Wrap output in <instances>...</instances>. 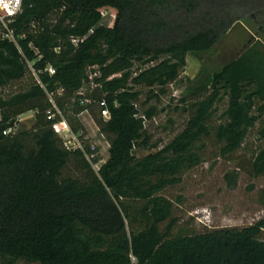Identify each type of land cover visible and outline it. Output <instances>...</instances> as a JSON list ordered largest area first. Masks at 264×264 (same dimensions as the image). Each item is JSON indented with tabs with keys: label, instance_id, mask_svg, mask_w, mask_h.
<instances>
[{
	"label": "trees",
	"instance_id": "16d2710c",
	"mask_svg": "<svg viewBox=\"0 0 264 264\" xmlns=\"http://www.w3.org/2000/svg\"><path fill=\"white\" fill-rule=\"evenodd\" d=\"M104 7L116 11L111 26ZM262 10L264 0H23L5 19L16 42L0 31V264H264V217L174 233L173 203L162 194L206 160L207 141L225 157L253 130L260 144L244 168L264 174L258 71L237 59L191 90L184 128L160 148L145 129L154 109L139 103L142 89L146 101L166 93L188 53L210 50ZM29 111V129L4 133ZM85 111L109 145L98 170ZM62 119L82 148L64 146L52 128ZM68 164L79 177L61 176Z\"/></svg>",
	"mask_w": 264,
	"mask_h": 264
},
{
	"label": "rangeland",
	"instance_id": "374dc122",
	"mask_svg": "<svg viewBox=\"0 0 264 264\" xmlns=\"http://www.w3.org/2000/svg\"><path fill=\"white\" fill-rule=\"evenodd\" d=\"M100 11L104 21L111 26L116 11L111 7ZM237 59L251 64L264 81V10L235 22L210 50L188 53L185 66L176 80L170 83L166 93L146 101L148 90L142 89L139 100L141 111L154 109L152 117L145 123L150 142L160 148L179 133L188 118L182 110V99L193 100L191 90L207 84L215 72ZM220 107H223L222 104ZM34 115V111H29L18 116L11 133L29 129ZM80 120L86 137L98 149L100 163L105 162L109 147L106 137L99 132L88 112L81 113ZM69 137L71 143H76V135L70 134ZM259 144L253 130L240 150L222 157L212 141L206 142V160L185 172L179 184L162 192L173 203V217L176 219L174 233L179 230L197 233L243 227L264 217V174L252 177L244 168V162ZM61 176L79 177L80 173L68 164L62 169ZM15 264L35 263L18 261Z\"/></svg>",
	"mask_w": 264,
	"mask_h": 264
},
{
	"label": "built area",
	"instance_id": "2783aa9c",
	"mask_svg": "<svg viewBox=\"0 0 264 264\" xmlns=\"http://www.w3.org/2000/svg\"><path fill=\"white\" fill-rule=\"evenodd\" d=\"M22 2H23V0H21V2H20L19 9L17 11H15L11 15H9L6 10L0 9V26H1L0 27V31L2 32L1 36H2L3 39H6V40L11 41V42H14V43L16 42V39H15V37L13 35V32L10 29H8L5 19L6 18H12L15 15L19 14L21 12ZM47 71L49 72L50 75H53L55 73L54 69L51 66H48L47 67ZM50 101L52 103H54L53 100L51 99V97H50ZM101 115H102V117L105 120H107L109 118V112H108V110L106 108L102 109L101 110ZM48 118H51V116H48ZM14 124H13V126H14ZM13 126L5 129L4 130V133L5 134L11 133ZM52 128L60 136V138L62 139V142H63L64 146L67 149L82 148V144H81V142H80V140L78 138V135L75 134V133H73L71 131L68 123L64 119H62L59 122L54 123L52 125ZM70 134L71 135H76V139H75L76 140V143H71L70 137H69ZM90 149H91V151H94L96 149V147L91 144ZM87 159L90 160L89 159V156H87ZM100 164H101L100 162L95 163V164H92V167L94 168V170H98Z\"/></svg>",
	"mask_w": 264,
	"mask_h": 264
},
{
	"label": "clouds",
	"instance_id": "9594fccd",
	"mask_svg": "<svg viewBox=\"0 0 264 264\" xmlns=\"http://www.w3.org/2000/svg\"><path fill=\"white\" fill-rule=\"evenodd\" d=\"M21 0H0V9H4L9 15L19 9Z\"/></svg>",
	"mask_w": 264,
	"mask_h": 264
},
{
	"label": "water",
	"instance_id": "95a60500",
	"mask_svg": "<svg viewBox=\"0 0 264 264\" xmlns=\"http://www.w3.org/2000/svg\"><path fill=\"white\" fill-rule=\"evenodd\" d=\"M13 124H14V122H13V121H10V122L4 124L2 127H3V129L5 130V129H7V128L13 126Z\"/></svg>",
	"mask_w": 264,
	"mask_h": 264
}]
</instances>
